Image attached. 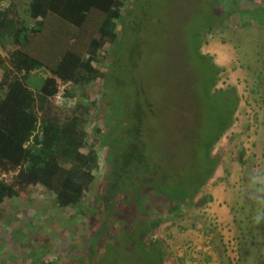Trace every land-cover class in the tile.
<instances>
[{"label":"rangeland","instance_id":"rangeland-1","mask_svg":"<svg viewBox=\"0 0 264 264\" xmlns=\"http://www.w3.org/2000/svg\"><path fill=\"white\" fill-rule=\"evenodd\" d=\"M11 1L21 18L34 24L25 11L29 0H0V8ZM124 4V21H118L116 30L119 43H107L93 63L101 76L85 86L59 82L60 90L50 103L52 113L64 121L76 105L85 110L96 99L95 108H90L92 120L84 126L88 146L94 144L99 153L95 179L78 206L58 207L54 193L41 185L5 197L0 202V264L170 261L176 254L172 256L169 250L166 254L164 246H153L151 236L156 232L141 231V224L148 225L153 218L173 223L157 228L158 234L171 240L168 247L172 252L178 254L182 248L190 264H194L191 253H204L209 234L215 239L211 251L218 252L219 257L227 254L226 238L236 242V248L228 251L232 258L225 257L226 264H264V0H124ZM59 25L67 37L78 31L48 15L41 33L32 35L24 50L36 53V46L68 44L66 34L57 31ZM83 39L88 40L86 36ZM200 40V52L211 56L221 68L214 88L234 87L239 103L232 125L213 147L212 154L218 156L213 175L192 202L183 201L182 206L170 211L173 202L160 196L169 192L167 181L181 178L184 192L171 190L189 196L194 191L190 190L192 183L207 179L199 169L182 173L175 161L184 152L190 157L198 139H207L202 133L209 125L201 124L203 112L194 102L200 60L193 51ZM5 45L7 50L0 47L4 59L0 80L4 67L11 74L17 73L8 53L18 47L12 38ZM31 74L29 83L37 92L38 78L49 73L41 69ZM66 90L75 96L64 95ZM145 101L152 106L143 107ZM166 101L179 105L182 101L186 113L193 111V118L183 117V122L188 118L192 124L186 142L180 140L179 132L161 125L165 120L180 124L177 113L170 118L171 111L161 110L158 117L153 114L157 108L164 109ZM35 107L40 111L37 104ZM138 124L141 129L135 133ZM97 126L100 131L93 132ZM215 129L219 127L211 131ZM131 148L137 149L142 164L129 165L127 172L123 158ZM205 148L201 146L198 151ZM114 158L119 169L105 175L109 165L115 164ZM144 165L150 176L143 172ZM209 167L205 162L203 170ZM16 173L1 174L0 180L18 190ZM212 206L229 207L230 223L223 225L221 215L211 211ZM175 240L181 243L179 248L173 245Z\"/></svg>","mask_w":264,"mask_h":264},{"label":"trees","instance_id":"trees-1","mask_svg":"<svg viewBox=\"0 0 264 264\" xmlns=\"http://www.w3.org/2000/svg\"><path fill=\"white\" fill-rule=\"evenodd\" d=\"M124 5V0H29L25 11L28 17L35 20L32 25L21 18L12 1L9 6L0 8V47L7 50L5 42L10 38L18 47L8 53V59L17 73L11 74L4 67L3 77L0 80V88H2L0 91V175L17 172L15 184L18 190L12 183L0 180V202L5 197H13L18 194L17 191H23L34 185H41L53 192L55 202L60 208L78 206L82 202L85 191L95 179L93 172L99 168L100 164L99 153L94 144L92 147L88 146V134L84 130L85 123L91 119L90 108H95L96 99L91 100L85 110L81 105H76L71 111V116L64 121H60L58 116L52 113L50 103L60 90L59 82L85 86L101 76L93 63L97 60L98 52L107 43L115 46L119 43V33L116 30L118 21H124L121 17ZM48 15L65 21L76 27L78 31H74L67 37L64 28L59 25L57 31L66 34L69 38L68 44L65 42L63 46L59 43L57 46L48 44L36 46L34 50L37 52H33L34 54L24 50L30 44V37L41 33ZM85 36L88 38L87 41L83 39ZM201 44L202 40L193 51L200 60L194 102L199 106L198 110L203 112L201 124L209 125V129L202 133V138L207 139L200 142L198 139L197 147L190 157L184 155L186 154L184 152L175 161L182 173L199 169L207 176V179H199L192 183L190 190L194 189V191L189 196L187 193L180 195L171 190L179 188L181 194L184 192L180 186L181 178L177 180L175 176L174 181H167L169 192L164 195L157 193L166 198V201L173 202V205H169L170 211L182 206L183 201H187L186 204L192 202L195 193L213 175L218 165V156L212 154L213 147L232 125L239 103L234 87L214 88L221 68L212 62L211 56L200 52ZM53 47L57 49L51 52L50 50H54ZM3 60L0 56V68L4 66ZM41 69L47 71L49 75L38 78L37 92H35L29 83V76L33 71H41ZM20 73L21 76L18 75ZM63 94L75 96L73 92L67 90ZM147 104L148 101H145L143 107L152 106ZM182 107H185L182 101L181 105L166 101L163 103L164 109L157 108L153 114L158 117L161 110L171 111L168 117L170 118L177 113V116L181 118L180 124L171 123L168 120H165L164 124L160 123L162 126H168L171 131L179 132L180 140L186 142L191 133L192 124L188 123V118V124L183 122V117L193 118V111L190 109L186 113ZM94 123L96 124V121ZM215 126H218L219 130L211 131ZM140 129L141 126L138 124L135 133L140 132ZM95 130L100 131V127L97 126L92 131ZM201 146L206 148L200 153L198 149ZM84 147L88 148L87 152L82 151ZM128 152L123 158L126 171L131 164H142L137 149L131 148ZM142 155L144 156L143 153ZM113 162L115 164L109 165L110 167L104 172L105 175L114 173V169H119L115 158ZM205 162L210 163L207 170H203ZM142 170L145 175L149 173L147 165H144ZM127 172L124 171V174H128ZM146 180L147 183L150 182L149 179ZM100 181H103V174ZM144 205L143 201L142 206ZM159 223V219H153L148 225L141 224L144 227L141 231L153 233Z\"/></svg>","mask_w":264,"mask_h":264},{"label":"crops","instance_id":"crops-1","mask_svg":"<svg viewBox=\"0 0 264 264\" xmlns=\"http://www.w3.org/2000/svg\"><path fill=\"white\" fill-rule=\"evenodd\" d=\"M219 65L226 66V64H219ZM224 197L226 198V194H224ZM211 211L221 215L220 217H222V218L220 220H221L223 225L230 223V221H231V219H230L231 214L230 213L231 212H230V208L229 207H227V206H212V210ZM153 219L157 220V219H160V218H153ZM171 225H173V223H171V224H170V222L159 223V225L156 227V229H155V231L153 233L156 232V235H159L160 237H156V235H154V234L151 236V238L153 239L152 240L153 241V246L155 244H156V246H159V247L164 246L165 249H166L165 250L166 254L168 253L167 252L168 250H169V252H171L172 256H175V254H176V257L172 258V260H170V261H166L165 259L162 258L160 260V264H182L183 263V259H185V261H186V262H184L185 264H190V261L188 260V258H186V255L183 252L182 248L180 249L181 251L178 254H177V252L176 253L172 252V249L170 247H168V244L171 242V240H169V238L166 237L163 234H158V229L157 228L161 227V229H164V227L167 228V227H169ZM161 229L159 231H161ZM222 229H224V228L222 227ZM191 233H194V232L191 231ZM216 238H219V237L216 236ZM180 239H183V238L179 237V240ZM222 239H223V236H222ZM179 240H175L174 241L175 243L173 242L174 243L173 245L176 248L180 247L181 243H178ZM212 240H215V239H213V234L212 235L209 234L208 235V240L205 239V242H204L205 245L208 244V245L204 246V248H203V252L204 253H202V254L194 253V252L191 253L192 256L194 257V261H192V263H194V264H226L225 257L227 256L229 258H232V256H229V254H228V251L230 249H235L236 248V246H234V244H236V242L232 238H226V240H225V245H226V249H227L226 253L227 254L225 256H223V257L222 256L219 257L218 252L211 251L212 246H213ZM193 243H195V242H193ZM183 248H185V246ZM198 249L201 250V247L198 248ZM159 250L162 252L161 249H159ZM187 257H189V256H187ZM175 260H176V262H175Z\"/></svg>","mask_w":264,"mask_h":264}]
</instances>
